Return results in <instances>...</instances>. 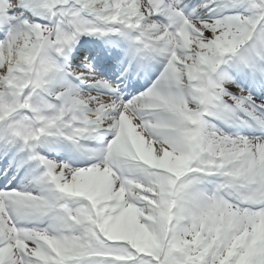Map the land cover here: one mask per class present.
<instances>
[{
	"label": "snow or ice",
	"instance_id": "snow-or-ice-1",
	"mask_svg": "<svg viewBox=\"0 0 264 264\" xmlns=\"http://www.w3.org/2000/svg\"><path fill=\"white\" fill-rule=\"evenodd\" d=\"M0 264H264V0H0Z\"/></svg>",
	"mask_w": 264,
	"mask_h": 264
},
{
	"label": "bare ground",
	"instance_id": "bare-ground-1",
	"mask_svg": "<svg viewBox=\"0 0 264 264\" xmlns=\"http://www.w3.org/2000/svg\"><path fill=\"white\" fill-rule=\"evenodd\" d=\"M98 44H99L100 47H103V46H104V41H103L102 39H100V40L98 41Z\"/></svg>",
	"mask_w": 264,
	"mask_h": 264
}]
</instances>
